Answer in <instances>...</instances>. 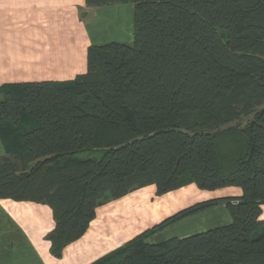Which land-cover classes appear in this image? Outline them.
I'll use <instances>...</instances> for the list:
<instances>
[{
    "label": "trees",
    "instance_id": "obj_1",
    "mask_svg": "<svg viewBox=\"0 0 264 264\" xmlns=\"http://www.w3.org/2000/svg\"><path fill=\"white\" fill-rule=\"evenodd\" d=\"M85 2H131L132 41L90 45L72 80L0 86V198L47 204L60 258L107 200L237 186L239 197L191 205L90 264H264V0ZM217 203L229 225L146 241Z\"/></svg>",
    "mask_w": 264,
    "mask_h": 264
},
{
    "label": "crops",
    "instance_id": "obj_2",
    "mask_svg": "<svg viewBox=\"0 0 264 264\" xmlns=\"http://www.w3.org/2000/svg\"><path fill=\"white\" fill-rule=\"evenodd\" d=\"M132 32L128 2L88 7L85 0H0V86L72 80L86 71L90 45L130 43ZM240 195L237 186L201 190L193 183L162 195L154 185L133 190L99 205L86 231L63 248L60 258L50 253L45 238L55 225L51 208L0 198V264H90L191 205ZM231 222L225 204L217 203L169 222L146 241L183 238Z\"/></svg>",
    "mask_w": 264,
    "mask_h": 264
},
{
    "label": "rangeland",
    "instance_id": "obj_3",
    "mask_svg": "<svg viewBox=\"0 0 264 264\" xmlns=\"http://www.w3.org/2000/svg\"><path fill=\"white\" fill-rule=\"evenodd\" d=\"M128 3H131V2H128ZM132 4V3H131ZM133 6V4H132ZM94 155L93 152H89V151H86V152H81V153H78L77 154V157H80V158H86V157H89V156H92Z\"/></svg>",
    "mask_w": 264,
    "mask_h": 264
}]
</instances>
